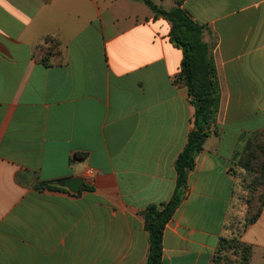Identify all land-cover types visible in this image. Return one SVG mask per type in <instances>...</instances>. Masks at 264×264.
<instances>
[{
  "label": "crops",
  "instance_id": "obj_1",
  "mask_svg": "<svg viewBox=\"0 0 264 264\" xmlns=\"http://www.w3.org/2000/svg\"><path fill=\"white\" fill-rule=\"evenodd\" d=\"M181 7L205 27L221 101L162 264H211L246 212L232 171L264 132V0ZM170 31L141 0H0V264L146 263L142 212L172 197L195 113ZM47 37L62 50L49 66L37 60ZM78 177L79 193L63 185ZM241 239L264 264V209Z\"/></svg>",
  "mask_w": 264,
  "mask_h": 264
},
{
  "label": "trees",
  "instance_id": "obj_2",
  "mask_svg": "<svg viewBox=\"0 0 264 264\" xmlns=\"http://www.w3.org/2000/svg\"><path fill=\"white\" fill-rule=\"evenodd\" d=\"M141 1L156 17L162 16L171 24L170 39L183 51L181 72L175 81H180L187 87L191 104L195 108L193 128L184 149L175 161L177 180L172 197L165 203L150 205L142 212L145 229L149 234V252L145 264H162L165 228L185 200L189 174L195 168L197 156L204 150L205 142L217 120L221 88L211 46L203 37L205 27L195 22L181 7L182 0H177L176 6L171 9H164L153 0ZM38 48L40 56L37 60L47 66L57 63L62 55L60 43L51 37H47ZM76 157L80 159L83 155L78 154ZM241 172L245 174V182L248 178L252 179L246 190L255 195L261 185H264V132L249 137L245 142L236 168L232 171L237 179V187ZM35 188L40 191L65 190L58 183L48 181L37 183ZM263 209L264 199H259L256 203L251 197L244 220L241 223L234 219L229 221L227 232L220 237L211 264H229L227 253L230 251L238 257L240 264H250L253 246L241 239L242 231L257 221ZM238 223L243 225L242 231L231 229L237 227Z\"/></svg>",
  "mask_w": 264,
  "mask_h": 264
},
{
  "label": "rangeland",
  "instance_id": "obj_3",
  "mask_svg": "<svg viewBox=\"0 0 264 264\" xmlns=\"http://www.w3.org/2000/svg\"><path fill=\"white\" fill-rule=\"evenodd\" d=\"M157 5L159 6H165V5H173L172 0H166V4L164 3L163 5L160 3V0H153ZM163 6V7H164ZM245 174L243 172H241L238 176V187H237V207H238V214H240L241 216V212L246 211L244 213V215H242V219L240 218H233L234 220H236L237 222H242L243 218H245L247 211L249 209V201L252 197V199L254 198V200L257 201L260 199H264V185L258 189L257 193L255 195H251L250 192L248 190H246V186H248L250 184V180H252L251 178H248V181H244V176ZM255 203V202H254ZM231 219V220H233ZM240 222V223H241ZM240 223H238L237 227H231L232 228H236L239 231L243 230V225H241ZM227 256L230 259V263L229 264H240V261L238 259V257L236 255H234L231 251L227 253Z\"/></svg>",
  "mask_w": 264,
  "mask_h": 264
},
{
  "label": "water",
  "instance_id": "obj_4",
  "mask_svg": "<svg viewBox=\"0 0 264 264\" xmlns=\"http://www.w3.org/2000/svg\"><path fill=\"white\" fill-rule=\"evenodd\" d=\"M83 184V178L78 177V178H72L69 180H65L63 182V185L73 193H79L81 186Z\"/></svg>",
  "mask_w": 264,
  "mask_h": 264
},
{
  "label": "built area",
  "instance_id": "obj_5",
  "mask_svg": "<svg viewBox=\"0 0 264 264\" xmlns=\"http://www.w3.org/2000/svg\"><path fill=\"white\" fill-rule=\"evenodd\" d=\"M90 176V175H89ZM91 178V177H90Z\"/></svg>",
  "mask_w": 264,
  "mask_h": 264
}]
</instances>
